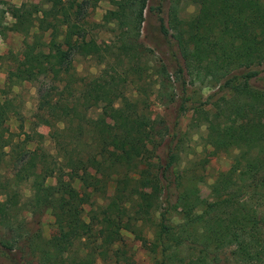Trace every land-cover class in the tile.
<instances>
[{
  "label": "trees",
  "instance_id": "trees-1",
  "mask_svg": "<svg viewBox=\"0 0 264 264\" xmlns=\"http://www.w3.org/2000/svg\"><path fill=\"white\" fill-rule=\"evenodd\" d=\"M97 1L23 0L8 8L10 29L24 37L6 82L38 83L35 117L49 127L56 154L14 142L6 126L11 103L0 100V164L8 147L15 185L30 179L32 188L26 202L7 184L0 192V253L7 264H95L97 258L110 264L111 243L125 229L155 256L153 264H264V0H190L197 10L188 19L174 8L168 26L158 18L161 34L175 46L153 68L160 85L173 74L182 96L187 77L220 93L222 127L209 143L212 153L233 154L205 202L202 177L178 167L170 139L164 154L155 155L166 126L147 101L124 108L112 98L127 82L138 89L149 76L139 41L149 0H108L112 7L102 21L113 26L114 48H102L91 32L101 25L87 19ZM81 47L103 63L97 74H78L73 57ZM76 181L107 199L89 210L87 223L89 200ZM45 211L53 216L47 238L39 226Z\"/></svg>",
  "mask_w": 264,
  "mask_h": 264
},
{
  "label": "rangeland",
  "instance_id": "rangeland-1",
  "mask_svg": "<svg viewBox=\"0 0 264 264\" xmlns=\"http://www.w3.org/2000/svg\"><path fill=\"white\" fill-rule=\"evenodd\" d=\"M22 1L0 0V100H9L11 103L6 126L13 135L14 142L24 140V145L27 148L41 147L50 154H56L54 144L48 135L49 127L39 123L35 117V112H38V83L28 80L14 84L6 82L7 70L12 68V55L19 51L24 37L22 33L10 29L13 19L9 15L8 8L12 5H20ZM24 1L41 2V0ZM111 7L108 0H98L94 7L88 8L87 19L92 23L101 24L95 25L91 32L102 48L107 46L114 48L113 26L111 23L106 24L102 21L103 15ZM173 8L180 18L188 19L196 12L197 5L190 0H149L148 7L144 12L139 38L145 49L144 63L150 66L149 76L142 81L141 87L138 89L132 83L127 82L121 93H114L112 98L116 106L124 108L135 103L139 104L141 99L147 101L149 112L158 120H162L166 126L165 136L162 140L159 139L155 155L162 156L164 154L170 139L171 145L174 147L176 161L179 163L178 167L195 168V173L202 177L198 181L199 198L201 202H205L210 200V184L213 183L220 171L229 167L233 153L211 152L210 138L218 128L222 127L221 116L216 105L220 103V93L217 92L216 87H212L208 81L203 82L200 79L189 81V77H187L188 84H186V90L182 96L179 90L180 80L173 74L170 75V81L164 82L163 85H160L159 79L153 74V68L158 59L165 60V57H169L175 51L174 44L161 34L158 21L159 16H162L168 26L170 12ZM103 55L108 56L107 60L112 65H116L113 55L109 56V52L106 50L103 51ZM73 64L81 76L95 75L104 66L97 57L87 54L84 47H81L74 55ZM260 82L264 84V77ZM182 99H184L183 102ZM180 103L184 106V111H180ZM176 112L182 113L176 116ZM175 119L177 123H175ZM261 125L264 126V119H262ZM3 150L5 154L0 164V192L7 184L12 188H17L20 201L26 202L32 194L31 180H22L15 185L12 179L14 171L9 163V148L6 147ZM46 182L53 184L55 179L49 177ZM75 187L80 195L87 196L89 200L84 204V221L87 223L89 210L94 208L95 204H104L107 199L87 194L80 188L78 181L75 182ZM112 188L113 186L110 184L106 196L112 193ZM146 190L150 191V188ZM0 198L3 199L4 195L1 194ZM28 214L26 211L22 212L26 219H29L30 215ZM28 222L27 226L30 227ZM52 224L53 216L49 211L43 212L39 217V226L43 237H49ZM33 225L31 223L32 227ZM149 230L150 228L146 225L145 231L148 237L151 236ZM120 234L121 239L111 243L108 259L110 264H153L156 261L155 256L141 244V241L133 233L122 229ZM0 263L7 264V260L1 253ZM95 264H103V262L97 258Z\"/></svg>",
  "mask_w": 264,
  "mask_h": 264
}]
</instances>
